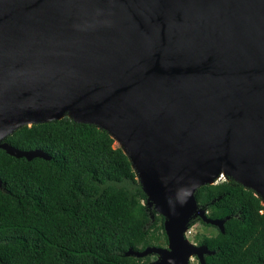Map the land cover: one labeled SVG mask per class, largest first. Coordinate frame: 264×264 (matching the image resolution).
Returning <instances> with one entry per match:
<instances>
[{
    "label": "water",
    "instance_id": "95a60500",
    "mask_svg": "<svg viewBox=\"0 0 264 264\" xmlns=\"http://www.w3.org/2000/svg\"><path fill=\"white\" fill-rule=\"evenodd\" d=\"M65 116L110 134L164 218L166 247L126 255L205 264L183 232L193 216L224 230L194 197L219 148L264 205V0H0V148L50 159L4 139Z\"/></svg>",
    "mask_w": 264,
    "mask_h": 264
},
{
    "label": "trees",
    "instance_id": "16d2710c",
    "mask_svg": "<svg viewBox=\"0 0 264 264\" xmlns=\"http://www.w3.org/2000/svg\"><path fill=\"white\" fill-rule=\"evenodd\" d=\"M4 141L50 159L0 148V264H144L126 252L167 245L164 218L106 130L65 116ZM194 197L208 218L226 219L219 237L198 239L212 252L205 264H264V205L254 190L229 179Z\"/></svg>",
    "mask_w": 264,
    "mask_h": 264
},
{
    "label": "rangeland",
    "instance_id": "374dc122",
    "mask_svg": "<svg viewBox=\"0 0 264 264\" xmlns=\"http://www.w3.org/2000/svg\"><path fill=\"white\" fill-rule=\"evenodd\" d=\"M115 145H118V143L115 142ZM227 178L230 179L229 177ZM222 180H226V179L217 180L216 182L222 181ZM183 235L191 244L199 245L198 239L201 238L202 235L219 237V232L216 227L204 225L199 221L198 218L193 216L191 217V219H189L186 225V229L183 232ZM163 247H166V245L164 244ZM206 258H207V255H205V259ZM158 259H159L158 255L154 253H150L142 257L144 264L156 261ZM198 262H199V258L195 254H192L188 259V264H198Z\"/></svg>",
    "mask_w": 264,
    "mask_h": 264
},
{
    "label": "bare ground",
    "instance_id": "6f19581e",
    "mask_svg": "<svg viewBox=\"0 0 264 264\" xmlns=\"http://www.w3.org/2000/svg\"><path fill=\"white\" fill-rule=\"evenodd\" d=\"M64 114L69 115L71 118H76V119L79 118V116L76 114L72 104H69L67 106ZM58 116H60V115H58ZM219 151H220V154L222 157L221 165H220L219 169L206 180V182H208V183H215L219 179L226 178L227 172H236V170L234 168H232L231 160L226 155V153L220 148H219ZM262 199L264 202V192L262 195Z\"/></svg>",
    "mask_w": 264,
    "mask_h": 264
},
{
    "label": "flooded vegetation",
    "instance_id": "af4514ba",
    "mask_svg": "<svg viewBox=\"0 0 264 264\" xmlns=\"http://www.w3.org/2000/svg\"><path fill=\"white\" fill-rule=\"evenodd\" d=\"M217 228V227H216ZM198 264H199V262H198Z\"/></svg>",
    "mask_w": 264,
    "mask_h": 264
}]
</instances>
